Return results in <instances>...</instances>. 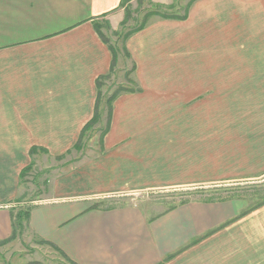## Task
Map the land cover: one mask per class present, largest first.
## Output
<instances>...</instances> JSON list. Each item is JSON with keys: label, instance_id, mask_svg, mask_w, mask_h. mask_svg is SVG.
Listing matches in <instances>:
<instances>
[{"label": "crops", "instance_id": "1", "mask_svg": "<svg viewBox=\"0 0 264 264\" xmlns=\"http://www.w3.org/2000/svg\"><path fill=\"white\" fill-rule=\"evenodd\" d=\"M216 1L195 0L185 20H157L127 39L136 89L111 102L106 131L89 139L84 158L66 161L85 139L79 134L113 67L95 24L119 22L121 0H0V249L19 241L13 221L25 210L21 235L57 252L62 264H69L62 254L72 264H264V202L206 194L264 178V113L222 121L216 86L227 76L173 70L196 64L191 50L204 54L202 33L217 41L236 34L238 6L259 0ZM31 148L39 151L33 157L42 149L65 162L53 168L45 197L25 200L21 173ZM157 189L204 193L153 215L135 202L108 204Z\"/></svg>", "mask_w": 264, "mask_h": 264}, {"label": "rangeland", "instance_id": "2", "mask_svg": "<svg viewBox=\"0 0 264 264\" xmlns=\"http://www.w3.org/2000/svg\"><path fill=\"white\" fill-rule=\"evenodd\" d=\"M193 1L195 0H125L123 4L119 5L121 14L119 22L112 21V24H110L107 20L98 21L101 33L115 50L116 59L111 74L99 83L98 123H94L90 129L84 132L82 137L85 139L81 142L82 144L68 154L65 158L66 161L83 159V156L93 147V144L89 143V139L104 135L110 118L108 116V98L113 94L117 96L125 91L136 89L135 67L124 47L127 39L135 33L133 30L141 24L147 26L149 23L164 19L165 16L170 17L166 19L175 17V19L183 21L186 19L188 8ZM216 4L226 7L228 6V0H218ZM263 9L260 0L256 3L238 6L237 11L240 19L236 34L222 32V40L217 41V38H213L212 34L202 33L207 37L206 42H203V38L199 39L198 42L202 41L204 43L206 51L204 50V54L200 56L196 53V51L199 52L197 48V50H191L190 52V58L191 60L196 59V64L191 63L189 66L185 64L183 65V67H186L185 69L179 67L173 69L176 73L200 70L219 72L227 76L226 80H222L216 86L222 90V111L218 113L222 121L233 119L241 121L247 119L260 120L261 118L257 117L264 113V64H225L236 60L237 56L264 57ZM223 20L222 27L231 28L230 25H225L229 24V19L225 18ZM193 35L192 37L190 34V40L199 38L196 33ZM196 45H198L197 42ZM253 61H256V59H253ZM233 73L239 74L237 81L230 78V74ZM229 103L233 106L229 107ZM35 151H38V149L31 148V165L22 176L21 187L22 190L26 191L25 200L43 197L47 182L52 180L53 168L61 162H65V159L58 163L55 162L52 156L41 153L42 149H40L39 156L33 157ZM207 190V195L211 194L212 197L216 198L228 195L243 196L248 206H254L264 200V178L243 182L227 188H210ZM198 192L204 193L203 190L157 189L140 192L136 195L111 198L108 204L135 202L153 215L183 201L197 198L200 194ZM18 238L19 241L14 243V247H1L0 250L5 248L7 250L0 252V264H27L32 262L62 264L64 262L54 250L35 245L32 239L27 238L25 235H19Z\"/></svg>", "mask_w": 264, "mask_h": 264}, {"label": "trees", "instance_id": "3", "mask_svg": "<svg viewBox=\"0 0 264 264\" xmlns=\"http://www.w3.org/2000/svg\"><path fill=\"white\" fill-rule=\"evenodd\" d=\"M125 0H121L120 2V5L123 4ZM164 19L166 18H170V17H163ZM175 19V17H171V19ZM95 27H96V30H97V33L99 34L100 38L107 42V40L105 39V37L103 36V34L99 31V28L97 26V24H95ZM145 27V24H141L139 27H137L136 29L133 30V32H137L141 29H143ZM132 32V33H133ZM111 65L113 66L114 62H115V59H116V55H115V50L113 47H111ZM116 98V94H113L111 97L108 98V116L110 117L111 115V102ZM98 118H99V113L97 112V109L95 108V111H94V114H93V117L92 119L85 125V127L81 130L80 134H79V138L82 137V135L84 134V132L88 129H90V127L96 123L98 121ZM30 166H28L22 173L21 175H24V173L26 172V170L29 169ZM198 193H201V192H198ZM263 201H261L260 203H263ZM100 205H102V202H97L95 204H93V207L94 208H98ZM174 206V205H173ZM171 206V207H173ZM27 216V212L25 210H19L16 215L14 216V221H13V237H15L16 235H21L23 229H24V226H23V221H24V218H26ZM62 257L65 259L66 262H68L69 264H72L65 256H63L62 254Z\"/></svg>", "mask_w": 264, "mask_h": 264}]
</instances>
